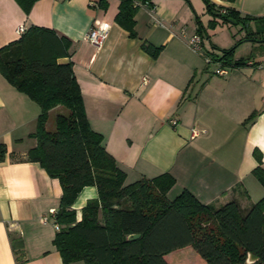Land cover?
<instances>
[{"label":"crops","instance_id":"1","mask_svg":"<svg viewBox=\"0 0 264 264\" xmlns=\"http://www.w3.org/2000/svg\"><path fill=\"white\" fill-rule=\"evenodd\" d=\"M207 2L210 11L204 0L141 4L130 36L114 19L119 0H106L105 6L99 0H34L28 11L16 0H0V46L20 36L19 25L50 28L69 41L68 55L58 61L72 63L89 126L125 172V184L168 172L175 180L166 193L169 200L187 190L203 204L218 207L234 200L246 209L264 196L252 172L256 166L264 170V0ZM221 8L258 19L247 28L224 22ZM197 19L202 53L187 44ZM101 26L108 33L95 47L84 36ZM256 31L233 51L231 62L242 59L241 65L221 60L227 73L218 75L205 63L204 55L220 59L222 49ZM143 44L160 47L158 55L152 58ZM58 107L49 111L47 123ZM39 113V106L0 74V143L6 147L0 161V264H62L53 244L58 229L52 218L42 221L58 209L61 185L27 160ZM192 128L203 131L191 137ZM96 197L94 186L82 188L72 204L76 221ZM196 254L187 245L163 258L178 264L182 256L199 259Z\"/></svg>","mask_w":264,"mask_h":264},{"label":"trees","instance_id":"2","mask_svg":"<svg viewBox=\"0 0 264 264\" xmlns=\"http://www.w3.org/2000/svg\"><path fill=\"white\" fill-rule=\"evenodd\" d=\"M16 1L24 11L34 2ZM204 1L210 11L211 5ZM105 3L99 0L100 5ZM136 3L152 6V0H119L114 18L130 36H135L134 15L140 6ZM224 9L225 14L218 12L224 22L247 28L250 20L258 19ZM197 24L203 37L198 19ZM209 26L214 27L215 22ZM256 33L249 32L229 49H222L219 60L241 65L242 59L231 62L234 48ZM69 44L53 29L30 26L16 40L0 46V74L40 108L32 133L36 144L28 150L27 160L39 163L61 185L54 217L59 228L53 244L62 264L80 260L84 264H168L163 256L187 245L205 264H264V196L246 209L234 200L215 207L199 202L187 190L167 199L175 182L168 172L124 183L125 172L101 145V134L89 126L72 63L58 61L68 55ZM142 48L152 58L160 50L150 44ZM56 106H63L67 113H57L55 128L48 131V112ZM5 152L0 143V161ZM257 158L260 162V156ZM252 172L264 186V170L256 166ZM86 186H94L97 197L86 202L76 221L72 204ZM136 233L138 238L127 239ZM248 253L257 259L248 263Z\"/></svg>","mask_w":264,"mask_h":264},{"label":"built area","instance_id":"3","mask_svg":"<svg viewBox=\"0 0 264 264\" xmlns=\"http://www.w3.org/2000/svg\"><path fill=\"white\" fill-rule=\"evenodd\" d=\"M139 4V3H136ZM140 5V4H139ZM220 14H225L226 9L221 8L219 9ZM25 30V27L23 25H19L16 28V33L21 34ZM108 33V27L107 26H101V27H91L85 34L84 39L88 42H90L95 47L101 46L103 41L105 40ZM187 44L189 48L196 53H202L203 51V37L195 32L188 36L187 38ZM204 61L207 65L213 64L215 66L214 72L218 75H224L227 73L226 67L222 64L221 60L214 56H210L208 54L204 55ZM170 124L175 125L176 119L172 118L169 120ZM200 130H197L196 128L191 129V137H195L199 134ZM203 131V130H201ZM200 131V132H201ZM56 214V210L52 209L50 210L46 215L42 217V221L46 222L49 218L53 219V223L56 229L59 228L58 224L54 221V217Z\"/></svg>","mask_w":264,"mask_h":264},{"label":"rangeland","instance_id":"4","mask_svg":"<svg viewBox=\"0 0 264 264\" xmlns=\"http://www.w3.org/2000/svg\"><path fill=\"white\" fill-rule=\"evenodd\" d=\"M235 49V48H234ZM59 108V110H55V111H53L51 114H50V116H49V121H48V123H47V125H46V129L48 130V131H53L54 130V128H55V115L57 114V113H63V114H66L67 113V110H66V108H64L63 106H59L58 107ZM53 109V108H52ZM51 110V109H50ZM49 110V111H50ZM48 114H49V112H48ZM48 120V119H47ZM206 224L207 225H209L210 223L207 221L206 222ZM212 226V225H211ZM196 256H198V258L199 259H201L200 258V256L199 255H197L196 254ZM199 259H197V257H193V256H190V255H188V256H182L181 257V259L177 262L178 264H201V261L199 260ZM202 260V259H201ZM203 262V264H204V261H202Z\"/></svg>","mask_w":264,"mask_h":264},{"label":"water","instance_id":"5","mask_svg":"<svg viewBox=\"0 0 264 264\" xmlns=\"http://www.w3.org/2000/svg\"><path fill=\"white\" fill-rule=\"evenodd\" d=\"M140 235L139 234H130L128 235L127 239L131 240V239H136L138 238ZM257 259V257L255 255H253L252 253H248V257H247V262H254Z\"/></svg>","mask_w":264,"mask_h":264}]
</instances>
